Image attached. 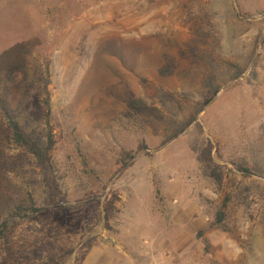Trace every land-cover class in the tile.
Returning a JSON list of instances; mask_svg holds the SVG:
<instances>
[{
    "label": "rangeland",
    "instance_id": "374dc122",
    "mask_svg": "<svg viewBox=\"0 0 264 264\" xmlns=\"http://www.w3.org/2000/svg\"><path fill=\"white\" fill-rule=\"evenodd\" d=\"M0 170V264H258L264 0H0Z\"/></svg>",
    "mask_w": 264,
    "mask_h": 264
},
{
    "label": "trees",
    "instance_id": "16d2710c",
    "mask_svg": "<svg viewBox=\"0 0 264 264\" xmlns=\"http://www.w3.org/2000/svg\"><path fill=\"white\" fill-rule=\"evenodd\" d=\"M46 86H48V80ZM6 117L8 120L9 128L11 130L14 143L25 153L31 156L32 159H34V161L38 164V166H40V168L43 170L45 177L47 176L46 186L49 189V194L52 195L53 198L54 191L57 189L51 175L53 171H52V163L50 160V153L54 147L53 134L49 132L46 137V146L40 147L37 143L36 138L25 130L24 126L19 123L15 115H13L10 111H8ZM134 157H135V153H129V152L123 153L119 161V164L122 165V168H125L127 166L126 160L128 161L130 159H133ZM2 174H4V172L0 170V183L2 180ZM44 209L45 207L42 208L41 210L33 209V207L22 208V209L18 208L15 209L13 212L8 211L7 213L6 211L3 210V202L0 197V238H4V236L9 231L8 230L9 228L18 225V223L20 221H23V219L26 218V216H29L28 215L29 212H33V214H38Z\"/></svg>",
    "mask_w": 264,
    "mask_h": 264
},
{
    "label": "crops",
    "instance_id": "0c3cea01",
    "mask_svg": "<svg viewBox=\"0 0 264 264\" xmlns=\"http://www.w3.org/2000/svg\"><path fill=\"white\" fill-rule=\"evenodd\" d=\"M128 255H130L129 253H127ZM236 259L238 258V257H235ZM257 260H259V263L258 264H264V260H263V258L261 259V258H258ZM157 264H161V261L160 262H158Z\"/></svg>",
    "mask_w": 264,
    "mask_h": 264
}]
</instances>
